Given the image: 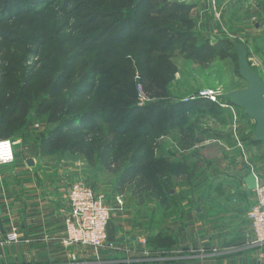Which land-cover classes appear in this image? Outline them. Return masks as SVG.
<instances>
[{"label":"rangeland","instance_id":"374dc122","mask_svg":"<svg viewBox=\"0 0 264 264\" xmlns=\"http://www.w3.org/2000/svg\"><path fill=\"white\" fill-rule=\"evenodd\" d=\"M176 1L192 8L163 15L159 25L169 28L168 33H138L123 42H102L88 50L75 41L73 45L63 42L75 32L71 23L62 25L67 17L57 7L46 9L41 17H0V86H30L26 94L30 113L10 137L18 161L28 165V160L35 164L42 160V165L51 166L53 162L57 168L79 175L76 180L95 186L112 204L115 200L118 206L144 208L153 223L151 232H159L161 221L185 215L188 209L190 213L201 208L225 215L245 211L248 216L252 199L249 191L242 189L243 175L252 169L262 174V179L264 174V140H255V120L224 97L248 84L240 74L234 42L247 44L250 64L264 75V10L253 13L264 0H229L235 7L229 14L224 12V21L221 2L226 0H205L211 21L215 23L214 15L219 21L218 31L213 25L203 31V19L199 18L203 9L197 0ZM172 32L176 37L169 43ZM245 32L247 41L242 36ZM43 46L49 47L45 51L48 58L36 53ZM69 51L81 52L72 64L62 57ZM257 53L263 65L255 57ZM62 75L59 96L52 98L51 86L42 88ZM202 90H214L216 100L198 97ZM44 98H50V106L58 102L64 106L58 121L50 122L48 115L38 113ZM233 109L239 117L237 124H242L235 129ZM95 110L98 116L90 121L78 118ZM61 118L72 119L75 129L68 137L81 143V151L42 150V139ZM137 146L150 150L145 170L134 172L123 183L122 174L131 168ZM4 167H0V176L9 172L10 167ZM102 249L107 248L95 249L96 254ZM162 256L145 250L128 257L99 254L58 264H115L117 259L139 264L148 257Z\"/></svg>","mask_w":264,"mask_h":264},{"label":"crops","instance_id":"0c3cea01","mask_svg":"<svg viewBox=\"0 0 264 264\" xmlns=\"http://www.w3.org/2000/svg\"><path fill=\"white\" fill-rule=\"evenodd\" d=\"M196 2L203 9V14L199 15L203 19V31L211 25L218 31L219 21L216 20L214 11L215 23L211 21L207 2ZM224 3L221 2L222 14H229L233 4L229 0ZM236 4L235 1L234 5ZM256 8L253 13L263 12L264 4L258 3ZM225 17L226 15L222 21ZM261 35L259 33L257 36ZM242 36L247 41V32ZM258 54L255 57L263 65V59L258 58ZM258 74L264 78L261 72ZM36 162L37 164L30 166L16 159L12 165L4 167H10L9 172L0 176L2 232L16 230L20 238L17 242L0 243V264H58L99 254L107 258L119 254L128 257L148 250L149 247L147 243L144 244L142 237L147 238L149 234L156 233L151 232L153 223L150 221L149 212L144 208L140 211L141 208L130 205L118 206L115 200L114 204L108 200L114 211L110 222L113 224L114 235L111 239L114 244L112 248L115 249L110 251L108 248L111 247L107 246L104 247L107 249L98 250L96 254L93 248L65 245L64 221L69 206L68 192L70 185L78 181L76 179H79V175L71 173L69 169L57 168L53 162L52 166L44 162L42 165V160ZM258 175L262 178V174ZM242 184V189L249 191L253 203V190L248 189L245 182L242 181ZM196 211L190 213L188 209L185 215L180 213L161 221L158 231L173 235L177 242L176 247L165 251L172 255L154 258L157 262L148 257L139 264H264V244L252 242V230L245 211L239 215L232 214L231 211L230 215L220 214L215 210L204 212L201 208H196ZM180 251H191L194 254L181 256L176 253ZM120 261L115 260V264H124Z\"/></svg>","mask_w":264,"mask_h":264},{"label":"trees","instance_id":"16d2710c","mask_svg":"<svg viewBox=\"0 0 264 264\" xmlns=\"http://www.w3.org/2000/svg\"><path fill=\"white\" fill-rule=\"evenodd\" d=\"M54 6L61 9L67 20L62 25L69 26L75 32L72 36L66 37L65 43L81 45L84 50L102 42H112L116 40H126L138 33L157 32L163 35L169 32V28L159 25V20L168 11L170 15L183 12L192 8L191 4L176 0L157 3L155 0H0V17L4 19L18 16L36 15L41 17L46 9ZM3 21V20H2ZM176 37L175 32L169 38L172 43ZM162 43V41H160ZM165 47L167 44L165 43ZM49 47L43 48L36 53L46 55ZM60 53V52H59ZM81 52L69 51L62 55L66 58V63L72 64ZM94 70H97L95 68ZM62 75L52 79L49 84H45L42 89L49 86L50 97H57L62 89ZM172 78V76H171ZM143 83V82H142ZM30 86L10 84L6 88L0 86V138H10L14 131L26 123L30 113V103L27 101V92ZM50 98H44L39 107L40 115H48L50 122L58 121L64 112V106L58 102L54 107L50 106ZM74 106L71 108L73 109ZM72 111V110H71ZM98 116V110L83 112L78 115L81 121H90ZM75 129L72 119L61 118L59 124L42 139L43 151H55L64 149L69 151H81L83 147L79 141L71 142L69 135ZM150 150L137 146L131 155V165L122 174V182L125 183L134 172L141 174L145 170V161H148ZM141 160V161H140ZM144 160V162H142ZM115 161V160H114ZM118 163V161L116 162ZM142 163V164H141ZM109 239H113V224L108 226ZM177 242L173 235H165L159 231L149 234L147 237L148 251L155 254L172 255L165 252L176 247ZM155 262L156 260H152Z\"/></svg>","mask_w":264,"mask_h":264},{"label":"built area","instance_id":"2783aa9c","mask_svg":"<svg viewBox=\"0 0 264 264\" xmlns=\"http://www.w3.org/2000/svg\"><path fill=\"white\" fill-rule=\"evenodd\" d=\"M215 1V0H212ZM214 90H202L198 97L212 98L216 100ZM192 98H196L193 94ZM232 122L234 129L242 125L235 109ZM17 159L14 142L10 138H0V167L12 165ZM255 173V170H251ZM257 186L254 191V199L248 211V220L252 233V242L264 244V179L257 173ZM69 206L65 214L66 235L63 243L67 246H83L85 248L114 247L109 239L108 226L112 218V206L106 196L92 184L84 181H76L69 187ZM0 217V243L18 241L19 233L16 230L2 232ZM144 244L147 238L143 239Z\"/></svg>","mask_w":264,"mask_h":264},{"label":"water","instance_id":"95a60500","mask_svg":"<svg viewBox=\"0 0 264 264\" xmlns=\"http://www.w3.org/2000/svg\"><path fill=\"white\" fill-rule=\"evenodd\" d=\"M241 76L248 82L247 86L232 90L224 95L236 106L243 110V114L255 120V140H264V79L252 67L248 59V49L244 43L234 42ZM28 165L33 166V160H28ZM248 189L257 186V178L253 171L243 177Z\"/></svg>","mask_w":264,"mask_h":264}]
</instances>
